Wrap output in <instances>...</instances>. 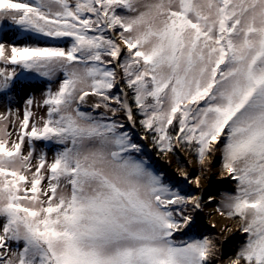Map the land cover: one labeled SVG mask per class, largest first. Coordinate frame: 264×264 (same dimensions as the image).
<instances>
[{
  "label": "snow or ice",
  "instance_id": "1",
  "mask_svg": "<svg viewBox=\"0 0 264 264\" xmlns=\"http://www.w3.org/2000/svg\"><path fill=\"white\" fill-rule=\"evenodd\" d=\"M0 102V264H264V0H0ZM217 154L227 259L187 190Z\"/></svg>",
  "mask_w": 264,
  "mask_h": 264
},
{
  "label": "rangeland",
  "instance_id": "2",
  "mask_svg": "<svg viewBox=\"0 0 264 264\" xmlns=\"http://www.w3.org/2000/svg\"><path fill=\"white\" fill-rule=\"evenodd\" d=\"M13 2H19V0H13ZM27 75V74H26ZM48 82L43 80V78H35L31 79L27 82L24 83L23 87L17 86L14 90L13 93V98H12V108L13 109H18L19 114L22 118L23 116V109H24V103L28 99L29 96H33L37 99L41 98V94L47 90L48 88ZM53 89H55L56 84L51 85ZM7 110V104L4 102H0V112H4ZM38 116H43L44 115V110H41L39 113H37ZM136 139L139 140V136L137 134ZM143 147H144V152L146 154V157H148L151 160H155V164L157 166V169L160 170V172H164V174L168 177L171 178H178L177 177V165L174 162V160L169 156L167 159H161L159 156H153L152 151L150 148V144L148 141H139ZM183 152V151H182ZM185 157L187 158V170L189 171L190 175L196 176L200 174V169L199 166L195 164L194 157H187V155L183 152ZM220 166V158L219 154H217L216 158L214 159L212 168L210 171L205 173L204 178L201 181V187L200 189H195L194 186L192 185H187V190L193 191V192H199V194L203 197V200L205 202V206L203 210L199 211L196 214V222L198 226V231H200L204 235H210V236H215L218 237L221 240L220 234L215 230L214 227H212L213 224H211L209 217V213L207 212L209 209H212L215 211L216 205L219 203L221 199V193L228 191V192H234L235 191V184L234 182L230 180H225L224 182L219 183L215 188L211 190H205V187L209 185L211 182V173L218 174V169ZM211 171H214L211 172ZM212 196L214 197L212 205H210V208L208 206L207 208V201L208 197ZM230 221V220H229ZM231 225L235 228L234 224L232 221H230ZM242 242V237L240 233L238 232V236L234 238V240L231 242V246L228 250V252L223 256L224 259H227L229 256H233L240 246Z\"/></svg>",
  "mask_w": 264,
  "mask_h": 264
},
{
  "label": "bare ground",
  "instance_id": "3",
  "mask_svg": "<svg viewBox=\"0 0 264 264\" xmlns=\"http://www.w3.org/2000/svg\"><path fill=\"white\" fill-rule=\"evenodd\" d=\"M211 172L214 173V171H211ZM211 177H212L211 182L209 183L207 187H205V190L207 191L215 188L219 183L225 181V180H222L220 176H217L216 174L211 173ZM210 205L212 204H208L207 208L208 206L210 208ZM207 212L209 213V217H211L209 222H211V224H215L214 228L220 234L221 240L223 241L225 237H227L226 242H224L222 246V256H224L228 252L231 246V242L234 240L235 237L238 236V231L235 230V228L231 225L229 220L225 219L224 217H221L218 213H216V211L209 209ZM225 227L232 228L233 231L231 233L221 232V229Z\"/></svg>",
  "mask_w": 264,
  "mask_h": 264
},
{
  "label": "trees",
  "instance_id": "4",
  "mask_svg": "<svg viewBox=\"0 0 264 264\" xmlns=\"http://www.w3.org/2000/svg\"><path fill=\"white\" fill-rule=\"evenodd\" d=\"M138 140V139H137ZM150 148H151V146H150ZM151 153H152V155L155 157V156H158L157 155V153L151 148ZM185 153V152H184ZM186 154V153H185ZM187 155V157H194L193 155H189V154H186ZM170 157L174 160V162L176 163V165H177V167H184V168H186L187 167V158L185 157V155L183 154V152L182 151H180V150H177L176 152H175V154L174 155H170ZM146 158H148V157H146ZM149 159V158H148ZM150 160V162L151 163H153V165H154V167L157 169V166H156V164H155V160L153 159V160H151V159H149ZM163 160V159H162ZM187 169V168H186ZM161 173H163L164 174V172H161Z\"/></svg>",
  "mask_w": 264,
  "mask_h": 264
}]
</instances>
